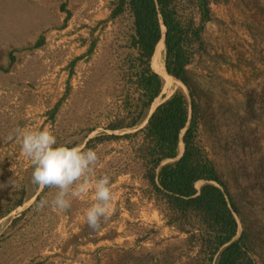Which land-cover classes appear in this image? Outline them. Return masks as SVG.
<instances>
[{
	"label": "rangeland",
	"instance_id": "obj_1",
	"mask_svg": "<svg viewBox=\"0 0 264 264\" xmlns=\"http://www.w3.org/2000/svg\"><path fill=\"white\" fill-rule=\"evenodd\" d=\"M115 1L0 0V186L17 181L0 188V264H192L197 255L152 199L133 140L90 145L112 134L103 117L116 102L132 25L127 15L112 18ZM211 10L203 26L196 15L203 47L188 69L202 97L206 150L238 210L235 240L245 233L254 264H264V0ZM178 92L189 99L183 83L172 94L163 87L143 123L115 134H135ZM94 122L102 125L90 133ZM18 128H48L60 144L98 152L94 178L109 175L115 196L101 230L85 217L94 191L57 210L58 189L32 183ZM42 199L49 205L40 209Z\"/></svg>",
	"mask_w": 264,
	"mask_h": 264
},
{
	"label": "trees",
	"instance_id": "obj_2",
	"mask_svg": "<svg viewBox=\"0 0 264 264\" xmlns=\"http://www.w3.org/2000/svg\"><path fill=\"white\" fill-rule=\"evenodd\" d=\"M226 1L116 0L112 4V18L127 15L132 25L125 34L126 54L119 90L114 96L116 102L103 117L104 130L112 134L90 141L91 145L133 140L135 158L142 163L156 206L169 225L190 236L188 242L197 252L191 258L192 264H254L246 234L235 240L238 210L228 198L227 188L206 150L202 97L188 69L203 47L202 27L196 23V15L201 16L203 26L212 19L211 6ZM163 46L168 75L188 88L189 99L178 92L156 108L144 128L135 134L116 135L143 123L160 97L164 81L157 74L154 61ZM101 125L89 124L88 132ZM140 136L137 144L135 140ZM201 181L205 184L198 190L196 185Z\"/></svg>",
	"mask_w": 264,
	"mask_h": 264
},
{
	"label": "clouds",
	"instance_id": "obj_3",
	"mask_svg": "<svg viewBox=\"0 0 264 264\" xmlns=\"http://www.w3.org/2000/svg\"><path fill=\"white\" fill-rule=\"evenodd\" d=\"M20 140L21 150L31 160L34 170L32 183L41 189L53 187L58 189L51 206L57 210L71 207L72 197L84 196L94 191L95 202L85 212L87 225L94 231L102 228L111 216L112 201L115 199L109 175L95 177V166L99 161L95 149L82 146H68L58 143L56 134L48 128L15 130ZM17 181L10 179L8 184L16 186ZM49 205L48 199H42L38 208Z\"/></svg>",
	"mask_w": 264,
	"mask_h": 264
},
{
	"label": "bare ground",
	"instance_id": "obj_4",
	"mask_svg": "<svg viewBox=\"0 0 264 264\" xmlns=\"http://www.w3.org/2000/svg\"><path fill=\"white\" fill-rule=\"evenodd\" d=\"M164 51H165V46H163L159 51V53L157 54L154 62V67L165 83L164 90L168 91L169 94H172L175 91V89L179 87V85L175 81H173L167 74L164 63V57H163Z\"/></svg>",
	"mask_w": 264,
	"mask_h": 264
},
{
	"label": "crops",
	"instance_id": "obj_5",
	"mask_svg": "<svg viewBox=\"0 0 264 264\" xmlns=\"http://www.w3.org/2000/svg\"><path fill=\"white\" fill-rule=\"evenodd\" d=\"M183 154H184V150H183V152H182V153H180V155H179L178 159H180V158L183 156Z\"/></svg>",
	"mask_w": 264,
	"mask_h": 264
},
{
	"label": "water",
	"instance_id": "obj_6",
	"mask_svg": "<svg viewBox=\"0 0 264 264\" xmlns=\"http://www.w3.org/2000/svg\"><path fill=\"white\" fill-rule=\"evenodd\" d=\"M164 40H165V37H164ZM158 74V73H157ZM159 75V74H158Z\"/></svg>",
	"mask_w": 264,
	"mask_h": 264
}]
</instances>
